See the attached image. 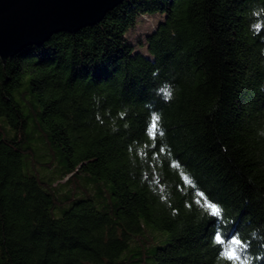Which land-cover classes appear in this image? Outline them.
<instances>
[{"label":"trees","instance_id":"16d2710c","mask_svg":"<svg viewBox=\"0 0 264 264\" xmlns=\"http://www.w3.org/2000/svg\"><path fill=\"white\" fill-rule=\"evenodd\" d=\"M153 16L143 53L128 34ZM38 149L59 177L26 173L55 167ZM77 178L108 190L78 197ZM217 234L264 264V0H126L0 58L1 264H229Z\"/></svg>","mask_w":264,"mask_h":264},{"label":"water","instance_id":"95a60500","mask_svg":"<svg viewBox=\"0 0 264 264\" xmlns=\"http://www.w3.org/2000/svg\"><path fill=\"white\" fill-rule=\"evenodd\" d=\"M126 0H0V58L99 25Z\"/></svg>","mask_w":264,"mask_h":264},{"label":"rangeland","instance_id":"374dc122","mask_svg":"<svg viewBox=\"0 0 264 264\" xmlns=\"http://www.w3.org/2000/svg\"><path fill=\"white\" fill-rule=\"evenodd\" d=\"M159 16H153L151 18L144 17L142 20L139 19L136 24V28L131 30L128 34V37L130 40L136 44V46L142 51L143 53H146V49L140 46L138 40L139 37H143V35L147 32L152 30V26L154 22H157ZM24 91H28V83L27 81L23 84L21 88H19L15 92V98L16 100L21 104L22 108L24 109V112L26 113L27 116H29V122H30V127L34 123V115H36V102L34 98L29 94H27V97L25 98L24 101L21 100V93ZM31 130V128H30ZM39 150V149H38ZM30 161H35V162H45L49 160H53L55 162V167L51 170L36 166L33 167L30 163H26V168L25 171L29 175L36 176L41 180H51V179H56L59 177V174L61 173V156L59 155V152L57 150H53L52 153H47L41 150L38 151V153L35 155V157L30 156L28 158ZM102 181H98V184L91 180V181H85L84 179H79L77 178L75 180L74 185L72 186V193L77 194L78 197L83 196L82 192H89V193H95L96 191H107L108 188L103 185ZM98 185H100V189L98 188ZM102 193L98 194V197H102ZM107 203V202H106ZM106 203H102L100 207L106 205ZM61 216L60 214L55 213V217L59 218ZM150 235L154 238L156 243L158 245H163L167 243L168 240V232L165 231H160L156 228L149 227ZM1 264V263H0Z\"/></svg>","mask_w":264,"mask_h":264},{"label":"snow or ice","instance_id":"6c2138e0","mask_svg":"<svg viewBox=\"0 0 264 264\" xmlns=\"http://www.w3.org/2000/svg\"><path fill=\"white\" fill-rule=\"evenodd\" d=\"M158 117L154 118L152 128L157 129ZM203 195V194H201ZM207 209L209 214L213 217H220L222 215L221 209L214 203L209 202L207 204ZM225 240H227V245L225 246ZM214 241L221 246V251L224 253L222 259L229 262V264H245L248 242L246 240H241L237 237L232 238H221V235L217 234L214 237ZM235 246V247H233ZM246 264H251L250 260L246 261Z\"/></svg>","mask_w":264,"mask_h":264}]
</instances>
